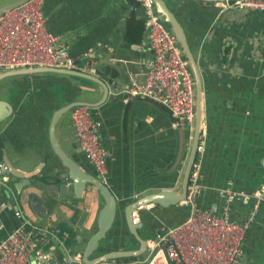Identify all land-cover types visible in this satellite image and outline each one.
Here are the masks:
<instances>
[{
  "label": "crops",
  "instance_id": "obj_1",
  "mask_svg": "<svg viewBox=\"0 0 264 264\" xmlns=\"http://www.w3.org/2000/svg\"><path fill=\"white\" fill-rule=\"evenodd\" d=\"M19 1L0 0V8ZM164 1L185 30L202 83L204 152L197 203L223 214L226 201L219 193H239L230 206V218L243 222L253 217L242 246L243 264H264V202L257 205L248 197L264 187V12L220 5L226 2ZM43 13L48 32L70 46L80 67L88 62L93 76L108 88L106 101L93 114L102 121L100 139L109 155L106 185L116 197L118 212L105 245L101 243L94 257L136 249L138 242L128 230L125 208L146 195L180 190L194 129L177 127L166 108L126 94L133 81H144L152 55L137 0H47ZM0 82V95L9 97L0 100L13 110L0 123V164L24 174L38 172L35 180L64 173L49 143L52 115L71 103H99L103 87L55 73ZM56 134L65 152L86 173L96 176L74 138L70 112L59 121ZM10 178L9 173V183L0 187V206L5 205L0 209V241L19 226V215L27 218L11 206L6 192L10 189L16 195V191ZM47 206V218L36 224L56 234L39 243L51 254L49 264L82 254L98 228L100 194L88 187L77 198L70 188V193L59 195L58 203ZM188 215L182 203L169 208L150 205L137 214V222L144 223L139 232L149 239ZM63 233L73 236L70 245ZM126 241L132 249L123 248Z\"/></svg>",
  "mask_w": 264,
  "mask_h": 264
},
{
  "label": "built area",
  "instance_id": "obj_2",
  "mask_svg": "<svg viewBox=\"0 0 264 264\" xmlns=\"http://www.w3.org/2000/svg\"><path fill=\"white\" fill-rule=\"evenodd\" d=\"M46 2L47 0H29L0 15V72L50 68L93 75L88 62L80 67L71 56L70 46L46 29L43 13ZM137 2L146 12L145 30L152 55L144 81H133L126 94L128 98L148 100L166 108L175 119L177 127L194 129L196 83L188 61L175 36L156 13L153 1ZM220 5L264 12V0H234ZM87 56L89 54L85 55ZM262 56L264 58V47ZM93 111L94 108L87 106H78L70 111L73 135L98 179L106 184L109 155L100 139L102 121ZM203 152L204 145L200 142L197 160L191 171L188 194L182 203L189 209L186 219L147 239L150 251L147 257L98 264H243L242 246L253 217L243 222L230 218V206L241 196L230 190L219 193L226 201V211L223 214L200 207L197 195ZM8 183V167L0 164V187L7 186ZM248 197L256 200L257 205L264 202V187ZM2 207L5 205H1L0 209ZM19 218V226L0 241V264H49L51 254L40 248L39 243L40 240L49 241V237L56 238L54 230L32 223L23 214ZM133 218L137 222V214ZM62 235L64 240L69 238L67 233ZM53 264L84 262L81 254H75L68 256L64 262L55 261Z\"/></svg>",
  "mask_w": 264,
  "mask_h": 264
},
{
  "label": "water",
  "instance_id": "obj_3",
  "mask_svg": "<svg viewBox=\"0 0 264 264\" xmlns=\"http://www.w3.org/2000/svg\"><path fill=\"white\" fill-rule=\"evenodd\" d=\"M29 0H20L17 3L0 8V15L9 12L17 7L27 3ZM156 13L169 26L172 34L175 36L178 46L188 61L189 67L194 76L196 83V105H195V126L191 145L190 155L184 171L181 188L178 191L165 190L159 193L146 195L138 198L133 203H130L125 208V217L130 234L138 242V248L132 250L111 251L94 257L99 251L101 242L106 238L109 231L112 229L116 215L118 212V202L109 187L102 183L97 176L86 173L62 148L56 134V127L61 118L67 115L73 108L78 106H87L90 108L100 107L108 97V88L96 76L65 69H50V68H33V69H18L14 71L0 72V81L9 77L34 75L40 73H55L87 79L101 85L104 89L102 100L96 104L84 102H75L63 106L56 110L49 126V143L54 155L60 160L64 173L60 172L55 181L47 179L35 180L38 172L24 174L11 165L8 166L11 174L10 181L14 186L16 195L13 190L8 189L6 192L10 200L11 206L16 210H22L24 214L33 223H39V220L46 219L48 214V204L59 202V195L70 193V188L73 194L79 198L88 187L94 188L103 199V206L98 217V228L95 234L89 239L84 251L82 259L84 264H98L111 260H124L130 258H138L145 255L148 251L147 239L140 234V230L144 226L143 222H136L133 218L143 208L154 205L163 208H169L183 203L188 194L190 185V176L193 165L197 160V148L200 144L202 132V124L204 118L203 110V90L201 77L197 68L196 59L187 41L185 30L182 24L178 21L175 14L170 10L164 0H152ZM205 2H226L233 0H200ZM143 13V23L145 24L146 12L141 7ZM13 113L12 107L8 102L0 100V123L8 119ZM44 162V160H43ZM64 180H70L69 183H63Z\"/></svg>",
  "mask_w": 264,
  "mask_h": 264
},
{
  "label": "rangeland",
  "instance_id": "obj_4",
  "mask_svg": "<svg viewBox=\"0 0 264 264\" xmlns=\"http://www.w3.org/2000/svg\"><path fill=\"white\" fill-rule=\"evenodd\" d=\"M1 83V82H0ZM10 82H4V85L5 86H10V85H7V84H9ZM0 98H3V99H8L9 97L8 96H5V95H0ZM106 241L107 240H103L101 243H102V246H104L105 245V243H106ZM132 245L130 244V242H128V241H126V243H125V245H124V249H132ZM102 252H100V254H101Z\"/></svg>",
  "mask_w": 264,
  "mask_h": 264
},
{
  "label": "trees",
  "instance_id": "obj_5",
  "mask_svg": "<svg viewBox=\"0 0 264 264\" xmlns=\"http://www.w3.org/2000/svg\"><path fill=\"white\" fill-rule=\"evenodd\" d=\"M168 28L169 26L167 24H165ZM48 179H50L51 181H55L57 179V176H54V177H49ZM66 227L63 226L62 229H65ZM64 232V231H63ZM71 239H73V236H70L66 242V244L70 245L71 244ZM141 257H138V258H130V259H124V261H132V260H137Z\"/></svg>",
  "mask_w": 264,
  "mask_h": 264
}]
</instances>
